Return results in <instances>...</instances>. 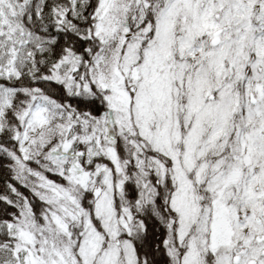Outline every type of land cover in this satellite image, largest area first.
I'll return each instance as SVG.
<instances>
[{
	"label": "snow or ice",
	"instance_id": "1",
	"mask_svg": "<svg viewBox=\"0 0 264 264\" xmlns=\"http://www.w3.org/2000/svg\"><path fill=\"white\" fill-rule=\"evenodd\" d=\"M0 264H264V0H0Z\"/></svg>",
	"mask_w": 264,
	"mask_h": 264
}]
</instances>
